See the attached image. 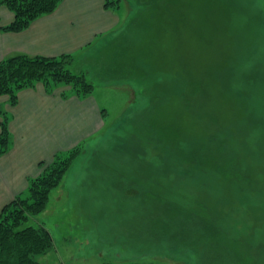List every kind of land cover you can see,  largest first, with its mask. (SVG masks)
<instances>
[{
    "label": "rangeland",
    "instance_id": "rangeland-1",
    "mask_svg": "<svg viewBox=\"0 0 264 264\" xmlns=\"http://www.w3.org/2000/svg\"><path fill=\"white\" fill-rule=\"evenodd\" d=\"M219 1L118 0V28L72 55L71 71L94 85L88 96L102 111L95 126H79L101 129L29 221L55 242L42 264H264V0ZM202 76L247 175L239 183L187 161L191 138L160 143L149 128L193 116L179 97L152 112V83L174 95ZM193 119L191 131L204 134Z\"/></svg>",
    "mask_w": 264,
    "mask_h": 264
},
{
    "label": "trees",
    "instance_id": "trees-1",
    "mask_svg": "<svg viewBox=\"0 0 264 264\" xmlns=\"http://www.w3.org/2000/svg\"><path fill=\"white\" fill-rule=\"evenodd\" d=\"M61 1L0 0V5L7 6L15 15L14 21L2 29L12 32L22 31L37 18L53 13ZM117 2L118 0H105V7L110 9ZM219 2L224 4L223 0ZM71 59V54L61 56L15 54L1 60L0 96L8 95L11 104L15 105L19 92L25 88L34 87L37 83H43L49 92H54L61 85H71L77 96L90 95L94 90V85L87 81L85 75L71 71L69 67ZM190 86L194 91L190 92L191 89L184 91L182 87L183 89L174 90L173 95L170 89H160L152 83L146 89L147 94L150 95L151 111L156 112L165 98L172 99L177 104L178 100L183 99L185 100L184 108L189 114L193 111V116L199 118L206 132L196 134L195 131H191V123L196 124L195 121H192L195 120L192 115H190V121L185 120L184 123L183 120L159 117L153 119L151 127H149L154 133L155 139L160 143H166L181 139L183 136L187 139L191 138L190 143L185 146L187 161L196 162L204 167L209 166L215 175L231 180V182L239 183L246 180L247 175L238 165L235 150L232 149L228 140L220 135L222 126L218 125L217 118L224 111H218L217 117L213 104H209L210 101L207 98L209 88L206 87L205 77L191 80ZM188 92L192 95L189 96ZM67 96L69 95L63 94V97ZM178 97L179 99L175 101L174 98ZM0 118L1 157L10 150L12 145V134L9 127L10 115L1 106ZM214 129H218L217 132H213ZM80 147L79 144L66 152L58 153L48 164L41 162L44 169L39 176L29 180L28 196H18L2 208L0 214V264H42L39 257L55 247L49 229L42 224L31 225L29 221L32 217L45 211L51 191L63 180ZM220 237L222 241L228 242L227 233H222Z\"/></svg>",
    "mask_w": 264,
    "mask_h": 264
},
{
    "label": "crops",
    "instance_id": "crops-1",
    "mask_svg": "<svg viewBox=\"0 0 264 264\" xmlns=\"http://www.w3.org/2000/svg\"><path fill=\"white\" fill-rule=\"evenodd\" d=\"M14 19V13L0 5V61L15 54L80 55L121 24L119 12L107 9L105 0H62L53 13L22 31L2 29ZM70 95L64 98L61 92H49L37 83L21 90L15 105L8 95L0 96V106L10 115L12 134L10 150L0 157V214L7 203L27 193L29 180L41 174V161L50 163L58 153L101 129L90 132L87 126H79L87 120L98 124L102 111L93 95Z\"/></svg>",
    "mask_w": 264,
    "mask_h": 264
}]
</instances>
